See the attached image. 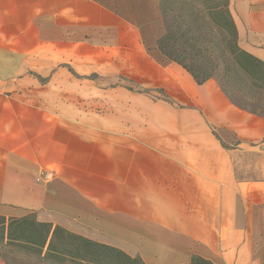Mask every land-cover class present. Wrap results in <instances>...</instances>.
<instances>
[{"label":"crops","instance_id":"1","mask_svg":"<svg viewBox=\"0 0 264 264\" xmlns=\"http://www.w3.org/2000/svg\"><path fill=\"white\" fill-rule=\"evenodd\" d=\"M160 1L0 0V219L144 264H264V114L160 51ZM228 10L264 63V0Z\"/></svg>","mask_w":264,"mask_h":264},{"label":"rangeland","instance_id":"2","mask_svg":"<svg viewBox=\"0 0 264 264\" xmlns=\"http://www.w3.org/2000/svg\"><path fill=\"white\" fill-rule=\"evenodd\" d=\"M206 0H162L159 10L166 23L169 34L165 41L167 50L178 53L182 63L191 69L204 68L212 71L211 78L218 80L230 99L238 106L264 114V84L241 74L236 69L235 62L228 55L232 43L230 31L222 23L215 24L205 15ZM220 1V0H219ZM193 12V14H189ZM181 34L183 36H181ZM225 66L228 74H225ZM234 85V91L226 86V81ZM103 90L105 87L100 86ZM115 94H128L130 90L139 93L133 87L118 85L110 86ZM109 90V91H110ZM128 98L117 96L112 104V109H123L132 104ZM84 103L87 110L107 108L102 102ZM139 104V103H138ZM137 258V257H136ZM0 259L11 264H54L44 261L37 253L25 245L4 243L0 241ZM142 261L140 258H138ZM143 263V261H142ZM144 264V263H143Z\"/></svg>","mask_w":264,"mask_h":264},{"label":"trees","instance_id":"3","mask_svg":"<svg viewBox=\"0 0 264 264\" xmlns=\"http://www.w3.org/2000/svg\"><path fill=\"white\" fill-rule=\"evenodd\" d=\"M162 1V0H161ZM229 0H206L205 15L215 24L222 23L229 29L232 36L228 55L236 64V69L244 75L264 84V63L242 51L237 46V31L228 10ZM193 14V12H189ZM165 35L158 42L160 51L171 61L182 66L201 85L211 78L212 71L204 68L191 69L183 63L180 55L165 48L169 29L165 23ZM181 36H183L181 34ZM229 68L225 66V74ZM226 86L234 91V85L226 81ZM0 241L16 243L29 247L44 261L54 264H143L138 258L126 255L121 250L99 244L76 234L70 233L59 226L35 221L33 216L19 219H0ZM188 264H212L201 258H193Z\"/></svg>","mask_w":264,"mask_h":264}]
</instances>
